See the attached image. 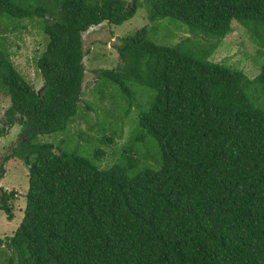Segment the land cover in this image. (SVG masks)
Segmentation results:
<instances>
[{
	"label": "trees",
	"instance_id": "trees-1",
	"mask_svg": "<svg viewBox=\"0 0 264 264\" xmlns=\"http://www.w3.org/2000/svg\"><path fill=\"white\" fill-rule=\"evenodd\" d=\"M38 1L0 0V17L37 18L48 39L36 62L40 94L0 49L3 123L23 137L6 159L29 169L23 220L0 240L6 264H264V107L248 93H264V63L249 80L211 62L212 45L196 57L189 41L160 46L141 30L115 46L123 65L96 70V85L118 87L128 113L136 105L140 132L129 142L151 138L159 167L131 175L129 158L104 171L37 141L65 132L79 107L91 111L82 105L85 32L120 26L147 6L151 24L171 19L217 42L239 23L264 50V0ZM137 87L154 93L147 110Z\"/></svg>",
	"mask_w": 264,
	"mask_h": 264
},
{
	"label": "rangeland",
	"instance_id": "rangeland-1",
	"mask_svg": "<svg viewBox=\"0 0 264 264\" xmlns=\"http://www.w3.org/2000/svg\"><path fill=\"white\" fill-rule=\"evenodd\" d=\"M20 5H39L38 0H13ZM41 20L12 19L0 17V49L12 61L16 70L24 80L32 85L38 94L44 89L41 77L36 67L47 45ZM147 30L148 38L154 44L172 47L189 41V49L198 57L200 47L213 46L209 60L222 64L236 71L242 72L249 80L260 74L264 63V50L251 38L239 23L232 24V32L220 42L215 39L196 34L182 23L171 19L159 20L151 24L148 20L147 6H141L135 16L120 26L103 23L94 27L83 36L84 51L89 54L84 58L85 78L83 83L82 105L91 108L89 113L79 107L77 115L63 133L40 137L38 143L54 145L59 152L75 153L87 158L100 170H108L115 165L129 167V158L134 160L135 169L131 175L145 170L159 167L160 156L158 148L151 138L147 143L129 142V137L140 132L138 127V109L132 106L131 113L124 95L118 87L108 83L96 85V70H113L121 68L123 63L115 51L121 39L133 37L141 30ZM96 85V87H95ZM249 98L257 106L264 107V93L257 87L248 91ZM154 93L137 87L136 99L142 103V110H147ZM113 104V105H112ZM10 107L9 98L0 92V129L4 134L0 136V187L7 192H14L15 198L10 203L13 219L9 221L5 212L0 211V240L6 241L12 237L21 224L24 216L25 196L29 189V169L18 157L3 159L13 153L22 142L19 127L10 131L3 123L5 111ZM130 112V111H129ZM130 114V115H129ZM9 131V132H8ZM8 132V133H7ZM7 133V134H6ZM135 138V137H134ZM103 154L96 158L97 154ZM133 165V164H132ZM9 254L5 244L0 246V264H6L5 256Z\"/></svg>",
	"mask_w": 264,
	"mask_h": 264
},
{
	"label": "flooded vegetation",
	"instance_id": "flooded-vegetation-1",
	"mask_svg": "<svg viewBox=\"0 0 264 264\" xmlns=\"http://www.w3.org/2000/svg\"><path fill=\"white\" fill-rule=\"evenodd\" d=\"M13 153H14V150H13ZM7 156L4 157L3 159V162L5 163L7 161ZM1 176H4V173H3V170L0 169V179H1ZM1 182V181H0ZM14 192L10 193V192H7L5 190H3L1 187H0V211L2 212H5V208L9 207L10 209V203L13 201V199L15 198V195H13ZM7 199L6 201V204L4 203L5 200ZM11 210V209H10Z\"/></svg>",
	"mask_w": 264,
	"mask_h": 264
},
{
	"label": "water",
	"instance_id": "water-1",
	"mask_svg": "<svg viewBox=\"0 0 264 264\" xmlns=\"http://www.w3.org/2000/svg\"><path fill=\"white\" fill-rule=\"evenodd\" d=\"M90 30H91V29H90ZM90 30H89V31H90ZM87 32H88V31H87ZM87 32H85L84 34H86ZM84 34L82 35V38H83ZM82 41H83V39H82ZM83 61H84V60H83ZM37 93H38V92H37Z\"/></svg>",
	"mask_w": 264,
	"mask_h": 264
}]
</instances>
